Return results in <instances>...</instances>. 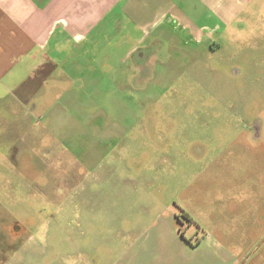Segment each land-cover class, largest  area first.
Returning <instances> with one entry per match:
<instances>
[{"label": "rangeland", "instance_id": "obj_1", "mask_svg": "<svg viewBox=\"0 0 264 264\" xmlns=\"http://www.w3.org/2000/svg\"><path fill=\"white\" fill-rule=\"evenodd\" d=\"M162 31L143 72L0 86V264H264V0Z\"/></svg>", "mask_w": 264, "mask_h": 264}, {"label": "crops", "instance_id": "obj_2", "mask_svg": "<svg viewBox=\"0 0 264 264\" xmlns=\"http://www.w3.org/2000/svg\"><path fill=\"white\" fill-rule=\"evenodd\" d=\"M251 1L0 0V86L17 92L68 72L80 81L92 78L97 68L82 67L91 51L103 75L109 70L116 80L124 67L136 65L134 56L149 37L167 29L184 44L202 43L221 35Z\"/></svg>", "mask_w": 264, "mask_h": 264}, {"label": "flooded vegetation", "instance_id": "obj_3", "mask_svg": "<svg viewBox=\"0 0 264 264\" xmlns=\"http://www.w3.org/2000/svg\"><path fill=\"white\" fill-rule=\"evenodd\" d=\"M152 55V50H138L134 56L133 63H136L143 72L145 67H148V57Z\"/></svg>", "mask_w": 264, "mask_h": 264}, {"label": "trees", "instance_id": "obj_4", "mask_svg": "<svg viewBox=\"0 0 264 264\" xmlns=\"http://www.w3.org/2000/svg\"><path fill=\"white\" fill-rule=\"evenodd\" d=\"M182 217L185 218V220H186V222H187V226H189V225H191V224L194 223L193 220H192V218H191L186 212H183V211H182ZM180 233H181V231H180ZM181 236H183V233H181ZM198 242H199V241H197V243H198Z\"/></svg>", "mask_w": 264, "mask_h": 264}]
</instances>
